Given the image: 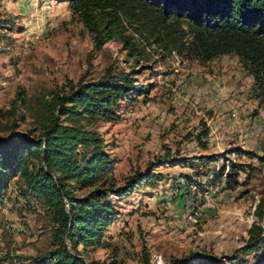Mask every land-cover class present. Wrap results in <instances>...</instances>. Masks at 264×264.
<instances>
[{
	"label": "rangeland",
	"instance_id": "rangeland-1",
	"mask_svg": "<svg viewBox=\"0 0 264 264\" xmlns=\"http://www.w3.org/2000/svg\"><path fill=\"white\" fill-rule=\"evenodd\" d=\"M127 35L142 60L128 57L119 41L95 50L66 0H0V138L15 132L42 139L45 103L78 82L101 81L109 71V84L126 76L147 87L120 101L109 121L59 118L95 135L112 160L103 184L74 193L82 198L101 187L115 212L101 246L78 251L88 264H198L201 254L234 264L252 225L264 229V218L254 215L264 204V108L253 77L233 54L199 60L189 49L191 38L181 53H168L148 46L131 28ZM204 130L205 149L197 140ZM209 157L214 159L207 163ZM38 165L33 157L28 161L32 171ZM231 167H237L235 180L228 179ZM148 173L151 182L140 184ZM136 177L137 188L126 197L110 192ZM0 192V264L49 251L54 226L48 206L17 174ZM241 256L235 264H264L263 252Z\"/></svg>",
	"mask_w": 264,
	"mask_h": 264
},
{
	"label": "trees",
	"instance_id": "trees-1",
	"mask_svg": "<svg viewBox=\"0 0 264 264\" xmlns=\"http://www.w3.org/2000/svg\"><path fill=\"white\" fill-rule=\"evenodd\" d=\"M66 2L72 15L92 37L95 50L107 42L119 41L128 57L142 60L143 52L133 37L127 35L131 28L148 46L154 44L168 53L174 50L181 53L185 49L184 40L191 38L189 49L201 61L236 55L253 77L255 98L264 108V0ZM111 80L113 76L109 71L101 81L78 82L71 85L68 92L54 95L49 103H45L46 116L40 117L42 139L33 140L15 132L0 138V185L17 174L26 190L35 193L52 211V248L18 264H88L78 247L101 246L102 232L115 220L108 192L101 187L85 197L74 196L76 191L92 188L106 178L112 169V160L102 151V143L95 135L59 122V118L65 115L68 118L100 117L109 121L115 118L114 109L120 101L145 94L147 90V87L134 86L126 76H120L119 85L109 84ZM207 135L204 130L197 138L203 149L206 145L201 140ZM90 143L95 145L90 153L79 150L87 148ZM32 157L39 163L35 171L28 167ZM213 159L205 158L207 163ZM224 171L222 168L219 175ZM230 171L228 179L235 180L237 167H231ZM152 178L151 173L141 175L110 192L123 198L137 188V179L141 184L151 182ZM254 215L262 221L263 203L256 207ZM261 252L264 253V229L254 223L248 232L246 247L230 262L240 263L241 255ZM195 259L198 264H218L204 254Z\"/></svg>",
	"mask_w": 264,
	"mask_h": 264
}]
</instances>
